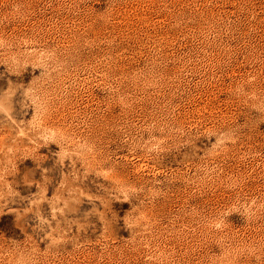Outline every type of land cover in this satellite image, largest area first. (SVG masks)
I'll return each instance as SVG.
<instances>
[{
    "label": "rangeland",
    "instance_id": "1",
    "mask_svg": "<svg viewBox=\"0 0 264 264\" xmlns=\"http://www.w3.org/2000/svg\"><path fill=\"white\" fill-rule=\"evenodd\" d=\"M0 264H264V0H0Z\"/></svg>",
    "mask_w": 264,
    "mask_h": 264
}]
</instances>
